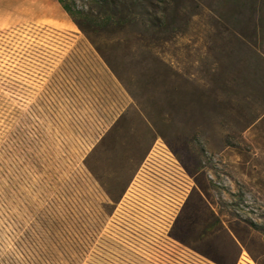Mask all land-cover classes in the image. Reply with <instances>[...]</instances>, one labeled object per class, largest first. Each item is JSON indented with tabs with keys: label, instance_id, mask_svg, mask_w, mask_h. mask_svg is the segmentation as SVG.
Returning <instances> with one entry per match:
<instances>
[{
	"label": "rangeland",
	"instance_id": "1",
	"mask_svg": "<svg viewBox=\"0 0 264 264\" xmlns=\"http://www.w3.org/2000/svg\"><path fill=\"white\" fill-rule=\"evenodd\" d=\"M126 1L0 4V264H264V0Z\"/></svg>",
	"mask_w": 264,
	"mask_h": 264
},
{
	"label": "trees",
	"instance_id": "2",
	"mask_svg": "<svg viewBox=\"0 0 264 264\" xmlns=\"http://www.w3.org/2000/svg\"><path fill=\"white\" fill-rule=\"evenodd\" d=\"M58 1L64 10L72 17L74 23L86 34L94 45L96 44L91 35L102 27L111 25L121 26L126 22H137L139 18L142 19L147 29H154L155 27L169 22L166 11H162L161 16H156V19L151 17L147 19L146 15H151L149 11L145 6H142V4L135 3L134 1L127 3L126 0H88L87 3L85 2L82 4L79 2L81 0ZM91 4L101 7L102 12L100 14L95 13L91 8ZM137 7L139 11L136 10ZM145 124L147 123L145 122ZM109 195L112 197L111 194ZM113 200L116 201L115 198H113Z\"/></svg>",
	"mask_w": 264,
	"mask_h": 264
},
{
	"label": "crops",
	"instance_id": "3",
	"mask_svg": "<svg viewBox=\"0 0 264 264\" xmlns=\"http://www.w3.org/2000/svg\"><path fill=\"white\" fill-rule=\"evenodd\" d=\"M18 1H20V0H0V4L1 3H7L9 6V8L11 7V5H14L16 2H18Z\"/></svg>",
	"mask_w": 264,
	"mask_h": 264
}]
</instances>
